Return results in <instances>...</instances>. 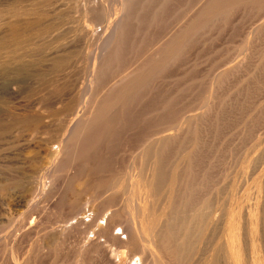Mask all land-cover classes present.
I'll list each match as a JSON object with an SVG mask.
<instances>
[{"label": "bare ground", "instance_id": "bare-ground-1", "mask_svg": "<svg viewBox=\"0 0 264 264\" xmlns=\"http://www.w3.org/2000/svg\"><path fill=\"white\" fill-rule=\"evenodd\" d=\"M11 3L0 6V264H264V153L246 156L223 197L216 140L262 89L264 0ZM250 175L257 195L243 189Z\"/></svg>", "mask_w": 264, "mask_h": 264}, {"label": "rangeland", "instance_id": "rangeland-1", "mask_svg": "<svg viewBox=\"0 0 264 264\" xmlns=\"http://www.w3.org/2000/svg\"><path fill=\"white\" fill-rule=\"evenodd\" d=\"M23 1H24V2H23ZM10 2H14V4L17 2L18 4L20 3L21 5H28L29 3L31 4V0H28V1H27V0H22V2H21L20 0H0V6L2 5L1 7H5V5H6L7 3L9 4ZM22 3H23V4H22ZM8 4H7L6 6H8ZM11 4L14 5L13 3H11ZM11 4H10V6H11ZM3 5H4V6H3ZM95 28L97 29L98 27H95ZM95 28H94V29H95ZM95 33H96V34H95ZM95 33H94V34L97 35V31H95ZM250 34H251V33H250ZM250 34H249V35H250ZM93 38H94V40H95V39L97 38V36H94ZM226 44H227V43H226ZM226 44H222V45H220V48H219L218 46L215 47V49L219 48V50H217V51L215 50L216 53H215L214 55L217 56V52H220V50H223V47L225 48L224 50H226V48H228V47H229V49H227V50H230V49H231V48H230V47H231V44L228 43V44H227L228 47H225ZM229 44H230V46H229ZM221 46H222V47H221ZM242 46H243V44H239L237 50L239 51L240 48H241ZM221 48H222V49H221ZM215 51H213V49H212V51H210V53H205V54H207V56H208L209 58H208L207 56H204V57H207L209 60H211V59L213 60V57H215V56H214L213 54H211V53H212V52H215ZM205 54H204V55H205ZM208 54H211V58H210V56H209ZM212 55H213V56H212ZM240 56H242V55H241V54L239 55L238 52H237V54H235V56H234V57H235V60H234V59H233V60H234V61L238 60L237 58H239ZM200 58L202 59L203 57L201 56ZM201 59H199V60H200L199 62H200V63H205L204 65H203V64H202V65L205 67L204 70L207 69V71H203V75H205L206 72H208V70H209L208 68L213 69V62L211 61L212 65H210V64H211V63H210V64H209L210 67H208V66L206 65V61H207L208 59L204 58V61H205V59H206L205 62H204V61H201ZM255 59H256V57H255ZM209 60H208V61H209ZM208 61H207V63H208ZM234 61H232V62H234ZM211 66H212V67H211ZM220 68H223V66L220 67ZM220 68H217L216 70L214 69V70L216 71V74H217L218 72L221 71ZM218 69H220V70H218ZM214 70H213V71H214ZM204 72H205V74H204ZM203 79H204V78H203ZM203 79L200 78L199 81L202 82ZM211 80H213V79H212V78H209V80L207 79L206 81L212 83ZM243 80H244V79H243ZM243 80H241L240 83H238V82L235 83V85H233V86H235L234 88H233L232 85H231V87L229 86V88H225V89H224V90H225V91H224V94H221V96H222V97H227V96H229L231 93L235 92V91L237 90V87L242 85L241 83H243ZM263 80H264V78H263ZM263 80H262V81H263ZM262 81H261V83H262ZM263 82H264V81H263ZM199 84H200V83H199ZM199 84L197 85V89H196L197 92H195V93L198 94V95H199V93L202 91L201 88H203L202 86H199ZM201 84L204 85V82L201 83ZM201 84H200V85H201ZM208 84H209V83H208ZM236 84H238V85L236 86ZM209 85H210V84H209ZM209 85H208V86H209ZM198 86H199V88H198ZM260 86H261V85H260ZM263 86H264V83H262V86L260 87V88H262L261 90L264 89ZM232 88H233V89H232ZM238 88H239V87H238ZM260 88H259V89H260ZM198 89H199L200 91H198ZM235 89H236V90H235ZM229 90H230L231 92H230ZM261 90H258V89H257L258 93H253V92H255L256 90L252 91V92H251L252 95H251V93H250V95L247 96L246 98H248V100H249V98L251 97V99H252L253 101H252L251 99L249 100V102H248V100H246V102L244 101L245 103L243 102L242 105L246 104L247 102H248V104H246V106L251 105V104L255 101L254 98H256V101H257V99H259V97H260V99H259L258 102H260V103L262 104V102L264 101V98H263V96H264V93H263L264 90H263L262 92H260ZM257 91H256V92H257ZM227 92H228V93H227ZM259 93H260V94H259ZM261 93H262V94H261ZM205 94H206V93H203V96H204V97H205ZM207 94H208V93H207ZM226 94H227V95H226ZM255 94H256V95H259V97H257ZM198 95H197V96H198ZM253 95H255L256 97H253V98H252ZM262 95H263V96H262ZM204 97H203V98H204ZM202 100H204V99H202ZM262 100H263V101H262ZM193 101H195V100H193ZM250 101H251V103H250ZM258 102H256V103L254 102V103L252 104V105H255V104H256L255 107L253 106L255 109H253V107H252V105H251L250 107L247 108V109L250 108L249 111H248V110L245 108L246 106H245V107L243 106V107H244V108H243L242 105H241L242 112H241V110H239L240 107H239V109H238V110H239V113H238V110H235V112H234L235 114L231 116V118H232V117H233V118L235 117V118H234V119H235V122H233V124L231 123L232 121H234V119L232 118V119H230L229 121H227V123H226L227 125H224L225 127H224V126L222 127V128H223V129H222L223 132L221 131V129L219 130V131H220L219 133H220L222 136H221L220 134H218V136H219V137H220V136L223 137V138L220 137L219 140H221V139L224 140L223 142H222V141L220 142L218 139H216V140L219 142L218 144L221 143L220 145H217V144H216L217 141H213V140H215V139H213V138H208L209 140L206 139V140H207V141H206L207 144H206V143L204 144V145H205V149L207 148V150H205V151H206V154H207V152L209 151V153L207 154V155L209 156V154L211 155L210 151L213 150L212 148H214V147H213L214 145L221 146V145L223 144V146H224V145H225L224 143H226L225 140L228 142V143H226L227 145H225L224 147L221 146L222 148H221V147L218 148V149H221V150H223V148H225V147L227 148V149L225 148L226 150H225V149L223 150V151L226 152V154H227L226 156H225V155H222V154H223V151H220V153H218V159H219V160L217 159V160L219 161V162H218V166H219V163L222 162L223 165H222L221 163H220V164L222 165V167H224L225 165H224L223 161H224V162L226 161L225 163H227V161H229V162H228V163H229V166L227 165V166H228V169H227V167H224L225 170H224V168H223V169H220V166H221V165L219 166V169H218L219 172H221V170H223V172L225 171V172H224V173H225V174H224V175H225L224 178L221 179V177L223 176V173H222V175H221L220 177H218V178L221 179V181H220V179L218 180V181H220V183H218V186H219V189H220L221 192H222V195H221V196H223L224 194H225V195H226V194H230V192H231V190H232V188H233V187H230V186H233V182L239 181L240 179L243 178V176H247L246 173H245L246 175H243V172H242V171H243V169H242V164H243V161L245 160L246 156L250 155V153H251L252 156H253V155H254V156L256 155L255 157H257V156H260V155H262V154L264 153V150H263V149H264V144H262V143H264V133H263V132H264V121H263V120H264V116H263V115H264V111H263V110H264V103L262 104L263 107H262V106L260 107V106L257 105ZM260 103H258V104L261 105ZM198 104H199V105L202 104V105H200V107H199V106H197ZM197 105H195V106H196L195 109H200V108H202V107L204 106V102H203V101H200V102L197 103ZM256 106H257V107H256ZM258 107H259V108H258ZM260 108H261V110H260ZM243 109H246V111L243 112V111H244ZM251 109L255 110V113H256V114H257V110L262 111V113H263V114H262V117L260 118V116H261V112H258V114L260 113V116H259V117H258V114H257V115L254 114V111H253V110H252L253 112L251 111V112H252V114H251V112H250ZM262 109H263V110H262ZM196 111H197V110H196ZM247 112H248V113L250 112L249 114H251L253 117H254V116H255L256 118L258 117V119H254L255 117L252 118L251 115H249ZM241 113H242V114L244 113V114L242 115ZM245 113H246V115H245ZM238 114H240V115H242V116H238ZM253 114H254V115H253ZM236 115H237V116H236ZM247 115H248L249 117H248ZM239 117H241V118L244 117V118L241 119V118H239ZM236 118H237V119L239 118V119L236 120ZM250 118H251V120H248L249 122L247 123V119H250ZM240 119H241L242 122L240 121ZM244 119H245V120H244ZM252 119H253V120H252ZM259 120H260V121H259ZM236 121H237V122H236ZM239 121H240L241 123H243V122L245 121L243 124L246 123V125H247V124L250 125V123H251V125H252V123H253L252 121H254V123H253L254 126H251V125H250V126L252 127V128H251L250 126L248 127V126H245V125L242 124V125L244 126V129L242 128V130H244V132L242 131L243 133H241V128H240V127H241L242 125L240 124ZM250 121H251V122H250ZM255 121H256V122L258 121V122L256 123ZM236 123H237V124L239 123L240 125H239V124L237 125ZM235 124L237 125L236 128H235V126H236ZM232 126H233V127H232ZM238 126H239L240 129H238ZM243 126H242V127H243ZM226 127H227V129H229V127H230V129L232 128L233 130L238 129V132H239V130H240V132H239V133H241L240 136H239V133H238V134L236 133L237 130L233 131V132H235V135L232 134V133H233V132L231 131L232 129H231V130L229 129V130L232 132V133H231V132H230V133H231L233 136H231V135L229 136V134H227V133H229V130L226 129L228 132L225 131V128H226ZM247 127H248V128H247ZM255 127H256V128H255ZM234 128H235V129H234ZM246 128H247V129L251 128V129H249L250 132H249V130H248V132H247L246 135H245V131L247 130ZM254 128H255V129H254ZM224 132H225V133L227 132V133H226L227 135H226ZM222 133L225 134V135H223ZM236 134L238 135V137H237ZM247 134H248V135H247ZM242 135H243V137H242ZM255 135H256V136H255ZM257 135H258V136L260 135L261 137L263 136V138H262V140H261V141H262V143H261L262 146H261V145H258V144L255 146L256 141H257V139H258V136H257ZM224 136H227V137H224ZM228 136H229V138H230V137H231V138L233 137V139H229ZM247 136H248V137L250 136V137L248 138ZM219 137H217V138H219ZM234 137H235V138L237 137L236 139H239V141L236 140V142H235ZM244 137H245V138H244ZM226 138H228L229 140L226 139ZM242 138H244V139H243V140H240V139H242ZM247 138H248V139H247ZM211 139H212V140H211ZM232 140H233V141H232ZM211 141H213V142H211ZM230 141H231V142H230ZM240 141H241V142H240ZM229 142H230V143H229ZM232 142H233L234 144H233ZM238 142H240V143H238ZM254 142H255V143H254ZM148 143H149V142H148ZM213 143H214V144H213ZM235 143H237L236 146H235ZM228 144H229L230 147H231V146L233 147V145H234V148L231 147V149H230V148L228 149V147H229ZM238 144H240V145H238ZM206 145H207V146H206ZM208 146H209V147H208ZM211 146H212V147H211ZM227 146H228V147H227ZM240 147H241V148H240ZM256 147H257V151H256ZM260 147H261V148H260ZM194 148H195V145H194ZM194 148H191V147H190V150H192V149H194ZM208 148H209V149H208ZM210 148H211V150H210ZM92 149H93V148H91V150L89 149V151H87V153H88V152H93L94 149H93V151H92ZM234 149H235V150H234ZM237 149H238V150H237ZM258 149H259V150H258ZM231 150H232V152H231ZM227 151H228V153H227ZM258 151H260V152H258ZM214 152H215V151H214ZM221 152H222V153H221ZM225 152H224V153H225ZM237 152H238V154H237ZM87 153H86V155H87ZM212 153H213V151H212ZM230 153H231V154H230ZM240 153H241V154H240ZM248 153H249V154H248ZM252 153H253V154H252ZM258 153H259V154H258ZM257 154H258V155H257ZM86 155H85V156H86ZM221 155H222V157H223V156L225 157V158L223 157L224 160H222V161H221V159H220V158H222V157H220ZM228 155H229L230 157H229ZM227 156H228V157H227ZM226 157H227L228 159L230 158V160H228ZM241 157H242V158H241ZM260 157H261V156H260ZM225 159H226V160H225ZM63 168H64V167H63ZM63 168H62V171L59 172V174H64V173H65V170H66V171L68 170V167H66V169H63ZM227 172L229 173V175H228ZM226 173H227V174H226ZM226 175H227V176H226ZM241 175H242V178L240 177ZM228 176H230V177L228 178ZM225 177H226V178H225ZM239 177H240V178H239ZM250 177H252V178L249 179V176H248V179H249V180H248V183H247L248 185L250 184V188H249V186H248L247 184H246L247 186L244 184L245 187H243V189H244V188H248V189H250V191H252L251 189H253L254 191H252V192H253L254 194L256 193L255 195H257V193H259V188L257 187V186H258V180L255 178V176H251V175H250ZM253 177H254V179H253ZM252 179H253V180H252ZM255 179L257 180V182L254 181ZM235 180H236V181H235ZM250 180H252L253 182H251ZM250 182H251V183H250ZM255 182H256V183H255ZM221 183H222V184H221ZM245 183H246V182H245ZM253 183H254V185H253ZM244 185H243V186H244ZM251 185H253V186H252L253 188L251 187ZM220 186H221V187H220ZM224 188H225V190L230 189V190H227L229 193H228L227 191L223 190ZM256 189H257V190H256ZM261 189H262V188H261ZM261 189H260V190H261ZM222 190H223L224 192H223ZM246 190H247V189H246ZM247 191L249 192V190H247ZM261 191L264 193L263 190H261ZM225 192H226V193H225ZM262 192H261V193H262ZM223 193H224V194H223ZM253 193L250 192V198H252V200H253V198H255V200H256V196H255V197L252 196V195H254ZM263 193H262V194H263ZM209 196H210V194H209ZM251 196H252V197H251ZM223 197H225V196H223ZM227 197H228V195L226 196V198H227ZM78 216L80 217L81 215H78ZM78 216H77L76 218H78ZM45 220H46V221H45ZM44 222H47V219H44ZM99 223H100V222H98V224H99ZM95 227H97V225H96ZM95 227H94V229H96ZM79 237H80V236H79ZM79 237H77V238L79 239ZM78 239H77V240H78ZM77 240H76L75 238L72 240L73 245L76 244V243L78 244V242L75 243V241H77ZM72 243H71V244H72ZM77 244H76V246H75V245L73 246V247L75 248L74 251H77L79 248L82 247V245L80 246L79 244H78V245H77ZM71 246H72V245H71ZM71 246H70V247H71ZM77 246H78V247H77ZM70 247H69V249H71V250L74 249V248H70ZM48 249H49V252H48ZM48 249L45 248L43 254L45 253L44 256H45V257H49V261H50V260H52V259L55 257V255H54L53 252H51L50 248H48ZM46 250H47V251H46ZM46 252L49 253V254H47ZM50 252L53 253V255H52ZM77 253H78V251H77ZM51 255H52V256H51ZM53 256H54V257H53ZM54 259H55V258H54ZM47 260H48V258H47ZM67 263H69V264H80V263H81V262H80V257L77 256V257H74V258H70V261L68 260V261H67L66 263H64V264H67Z\"/></svg>", "mask_w": 264, "mask_h": 264}]
</instances>
